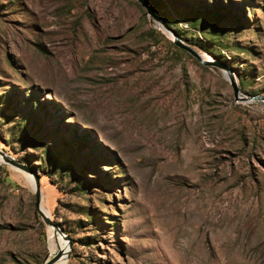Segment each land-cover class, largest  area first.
<instances>
[{
	"label": "rangeland",
	"instance_id": "1",
	"mask_svg": "<svg viewBox=\"0 0 264 264\" xmlns=\"http://www.w3.org/2000/svg\"><path fill=\"white\" fill-rule=\"evenodd\" d=\"M145 1L264 97V0ZM166 34L138 0H0V264L52 254L3 155L63 264H264V103Z\"/></svg>",
	"mask_w": 264,
	"mask_h": 264
},
{
	"label": "water",
	"instance_id": "2",
	"mask_svg": "<svg viewBox=\"0 0 264 264\" xmlns=\"http://www.w3.org/2000/svg\"><path fill=\"white\" fill-rule=\"evenodd\" d=\"M138 1H139L141 6L145 7L146 12L152 16V19L159 23V25L163 29L164 33L170 34V37L169 36H167V37L169 38V41L174 46H176L182 50L187 51L192 56V58H194L201 65H211V66H214V67L221 69L223 76H225V78H227V80L230 83L233 100H240V101L248 102L250 100H256L257 99L260 102L264 103V97H262L260 95H248V96L239 95L238 86H237V83L233 77V73H232L230 67H228L227 65L222 64V63H220L214 59H208L207 60V59L203 58L201 56L200 52L194 50L192 48V46L189 45L187 42H185V41L183 42L175 34V32L171 28H169L168 26H166L164 24V22L159 18V16L154 13L153 8L149 3H147L145 0H138ZM3 159L5 161L9 162L10 164H12L13 166H15V167H17V168H19L25 172L30 171L31 177H32L31 189L33 190L34 198H35L34 206L36 208V212L38 213V216L40 217L41 221L45 225L50 226L51 228L54 229L55 232H58L65 239V241H67L68 246H69V238L65 236V234L62 232L61 228H59L54 222H52L44 214V212L40 208V203H39V194L40 193H39V189H38L37 176L34 175L35 173L27 165L25 166L23 163L19 162L18 160H15L9 156L3 155ZM59 255H60V253L52 254L49 258L43 260L40 264H51Z\"/></svg>",
	"mask_w": 264,
	"mask_h": 264
},
{
	"label": "bare ground",
	"instance_id": "3",
	"mask_svg": "<svg viewBox=\"0 0 264 264\" xmlns=\"http://www.w3.org/2000/svg\"><path fill=\"white\" fill-rule=\"evenodd\" d=\"M200 54L203 58L208 60L209 58L208 55L204 53H200ZM25 175L27 176L28 180L30 181V184L32 185V177L30 176V173L28 174L27 172V174ZM40 208L47 216L48 211L42 205H40ZM64 243L68 247L67 241H65V239L58 232H55L54 229L52 228L50 230V251L52 254L60 253V255L51 264H63L65 260V256L67 255V251H68V249L66 250V246L64 245Z\"/></svg>",
	"mask_w": 264,
	"mask_h": 264
},
{
	"label": "trees",
	"instance_id": "4",
	"mask_svg": "<svg viewBox=\"0 0 264 264\" xmlns=\"http://www.w3.org/2000/svg\"><path fill=\"white\" fill-rule=\"evenodd\" d=\"M147 1H149V0H147ZM150 3H152V2L150 1ZM152 6H153V9H155V10L157 9L156 5H153V3H152Z\"/></svg>",
	"mask_w": 264,
	"mask_h": 264
}]
</instances>
